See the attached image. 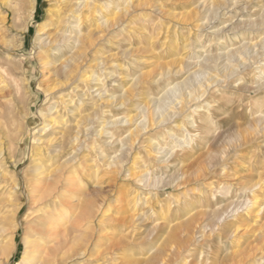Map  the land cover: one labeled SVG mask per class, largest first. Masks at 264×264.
<instances>
[{"label":"rangeland","instance_id":"obj_1","mask_svg":"<svg viewBox=\"0 0 264 264\" xmlns=\"http://www.w3.org/2000/svg\"><path fill=\"white\" fill-rule=\"evenodd\" d=\"M91 1L97 11L64 51L83 52L72 94L86 102V161L73 140L78 183L54 219L68 228L77 206L94 204L78 242L71 231L68 244L44 236L64 245L51 264H264V0ZM52 4L0 0V95L12 97L0 108V264H23L28 226L48 211L44 201L31 207L24 182L52 96L69 91L48 90L61 59L36 61ZM80 33L88 45L74 41ZM18 127L37 129L26 147Z\"/></svg>","mask_w":264,"mask_h":264},{"label":"bare ground","instance_id":"obj_2","mask_svg":"<svg viewBox=\"0 0 264 264\" xmlns=\"http://www.w3.org/2000/svg\"><path fill=\"white\" fill-rule=\"evenodd\" d=\"M52 1H53V4L50 6L49 9H46L47 18L44 21L45 23L40 25L41 28L39 31L43 30L44 34L42 36L40 35L37 39L38 43H42L44 48H48V50L43 51V50L39 49L40 51H38L36 53V57H37L36 61L39 65L40 69H42L43 66L53 65V62H54L53 60L56 61V60L61 59V61L59 63L60 65L58 68H55L54 77L50 81V85L52 87L49 88L48 90L56 88V87H60V86H67L66 88L69 91H68V93H65V94L59 93L58 95H53L52 98L53 99L55 98L54 100H56V101H55V103L53 102V105L48 109V113H47L48 116H47V114L44 113V115H45L44 117L47 118L46 120H44L45 122L43 121L45 124H43V126L40 127L38 130L36 129V127H33L34 131L32 134H34V132H36V130H37L39 136L35 140H34V138H33V140H31V142H33V141L36 142V146L34 148L32 147V149H31V153H32V157H33V159L32 158L31 159H32L33 164L31 165L29 173H28V177H26L25 182H24L26 184V196H24V197H26V199L29 200L31 207L34 206L37 202L44 201L45 203L48 204L47 205L48 211H46L45 214H43L44 216H43V218L41 217L42 219L39 218L40 220H42V222L39 223V225L37 224L34 227L28 226L29 228L27 229V231L25 233V244H27V249L25 248L26 253L24 252L25 255L22 258L23 264H51V260L53 259V257H56V255H57V254L55 255V252L58 249L57 245H59V247H60V245L62 246V244H58V243L65 242L64 240H66V238H64V237L68 238L70 234H72L71 240L73 241V238H74L73 233L74 232L76 233L79 230L77 228V227H79V222L82 220L83 217L85 218L88 215L89 216L92 215V212H90L92 210L89 208L91 207L90 206L91 204H94V203L89 204L90 207L89 206L84 207L82 203L80 206H77V209L79 208L78 213L74 216V218H72L73 219L72 221L70 220L69 225L67 223V225L69 226L68 228L65 226L63 228H61L60 224L58 222H56L54 219V217H55L58 220V217H56V216H58V215L60 216L62 214L64 208L68 207V205H70V202H71L70 196H68V194L65 196L62 194V192H64V190H67V192L74 193L76 190V185H77L76 183H78V182H75V179H76L75 176L76 175L72 176V170H71L72 167L70 165V164H72V162L74 160V156L67 157L68 149H69L70 144L72 143L73 140L78 139L79 144L77 145V147L79 149L82 148V151H81L82 155L80 156V159H79L80 161L79 160H77V161H79V163H82V164L85 163V161H86V159H85V144H84L85 137H86V125L84 124V122L86 120V116L82 115L84 113L81 114L80 107H79V106L85 105L86 102L83 100V97H82V95H84V93L81 94L79 92V93H76V95H78L80 97L79 98L80 102H79V104L76 105L74 102V99H73V94H72V93H75L76 88H77V85H75V83H76V77L78 74H76V73H79V70H78V65H79L78 63L79 62L78 61L80 58L83 57V54H82L83 52H81V51L76 52L75 51L74 53H77V54L72 53L73 55H70L69 57H64L65 56L64 51L66 50L67 47H69L68 43L70 40V34L73 32V30L82 21H86V19H89V18L92 19V17H93L92 15L94 14V12L97 11V8H96V5L94 6L93 1H91V0H52ZM99 11H101V10H99ZM104 20H105V18H104ZM102 23H104V22H102ZM46 26L48 27L47 30L44 29ZM71 36H73V35H71ZM75 36L76 37L74 38V41H81V43H83L85 45L86 44L88 45V43L90 42V39L88 37L86 38V35L81 36V33H80L79 36H77V35H75ZM83 44H82V46H84ZM4 45H5V43H4ZM65 53H67V52H65ZM85 85H86V88L89 87V86H87V84H85ZM10 92H8V93L4 92L0 95V108H5V103H3L1 100L6 98L7 95L10 96L11 95ZM97 94H100V93H97ZM97 94H96V97H97ZM99 98H100V96H99ZM98 107H99V105H98ZM99 108H101V107H99ZM69 113L71 115H75L78 117L77 119H74L73 123H71L69 120L67 121V119H64V117L67 116ZM1 115H2V113L0 112V117H1ZM128 117L130 118V116H128ZM117 120H115V121L117 122ZM3 129L5 131V134L8 135L9 134L8 126H4ZM98 131H99V129H98ZM99 132L101 133V130ZM16 133H17V136H15V139L17 140V142L20 141L22 143V145L25 144L24 146L26 147V145H27L26 144L27 143L26 138L23 141H21V140L27 136H30V138H31V135H32L31 130H28L27 132L26 131L23 132V131H21V128L18 127L16 130ZM97 134H99V133L97 132ZM30 138L28 139V141H30ZM21 143H19V144H21ZM6 146H5V144H0L1 163H2V160L5 159V158H3V156H4L5 151H6ZM25 156H27V153L23 152L21 154V156H20L21 158H19V160L24 158ZM75 162H76V160H75ZM76 163H74V164H76ZM79 166H81V165H79ZM88 168H90V167H88ZM90 169H92V168H90ZM5 170H6V168H5ZM73 173H74V171H73ZM4 177H5V174L0 173V179L1 178L3 179ZM12 181H13V183H11L10 185L15 190L18 188L19 183H18L17 179H15V178H13ZM78 186H80V185H78ZM77 189H80V188H77ZM80 193L82 194L81 190H80ZM87 202H85V203L87 204ZM70 207L71 206H69L68 208H70ZM33 209H34V207H33ZM54 211L56 213H54ZM254 212H255V209H254ZM29 215H30V213H29ZM31 215H32V213H31ZM35 216L37 218V215H35ZM32 217H34V215H32ZM35 222H37V220ZM67 222H69V221H67ZM34 224L35 223H33L32 225H34ZM71 229H73V231ZM74 229H78V230L75 231ZM32 230L35 231V234H37L38 237H35V235L33 237V234H31ZM70 231H71V233L69 234ZM32 233H34V232H32ZM78 234L79 233H77V236H78ZM44 236H49V237L51 236L52 238L53 237L56 238L58 236L59 239L62 241L60 242L59 239H57L58 238L57 237L56 239L58 240V243L56 242L57 240L54 239L55 242H53V241H52L53 243L51 242L53 245L51 244L49 246V245H47V243L43 244ZM75 236H76V234H75ZM80 236H78V237L81 239L82 236L81 237ZM84 238L85 237H82V239H84ZM77 240L78 239L74 238L75 242H78ZM85 240L86 239H84L82 241L85 242ZM10 241H11V239H10ZM81 242L79 240L80 246L82 245V244H80ZM84 242H83V245H84ZM65 243L68 244L67 241ZM11 244L12 245L14 244L13 241H11ZM23 244H24V242H23ZM69 244L74 245V243H72V242L70 243V241H69ZM85 244H86V242H85ZM54 246H56V249H54L55 248ZM62 247H64V245ZM81 247H80V249H82ZM54 250H55V252H54ZM60 255H62V253H60ZM54 261H56V259ZM54 261H53V264H55ZM57 262H58V260H57Z\"/></svg>","mask_w":264,"mask_h":264}]
</instances>
